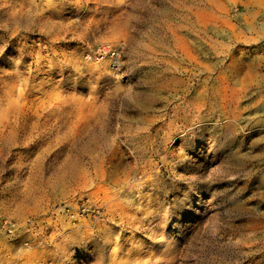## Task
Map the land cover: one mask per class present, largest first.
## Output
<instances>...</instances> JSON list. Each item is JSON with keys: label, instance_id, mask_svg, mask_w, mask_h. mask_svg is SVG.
I'll list each match as a JSON object with an SVG mask.
<instances>
[{"label": "rangeland", "instance_id": "1", "mask_svg": "<svg viewBox=\"0 0 264 264\" xmlns=\"http://www.w3.org/2000/svg\"><path fill=\"white\" fill-rule=\"evenodd\" d=\"M0 264H264V0H0Z\"/></svg>", "mask_w": 264, "mask_h": 264}, {"label": "bare ground", "instance_id": "2", "mask_svg": "<svg viewBox=\"0 0 264 264\" xmlns=\"http://www.w3.org/2000/svg\"><path fill=\"white\" fill-rule=\"evenodd\" d=\"M103 51H104V55H106V54H108L109 52H111L110 51V47H105L104 49H103ZM113 55V54H112ZM114 55H116V54H114ZM119 69V68H118Z\"/></svg>", "mask_w": 264, "mask_h": 264}, {"label": "built area", "instance_id": "3", "mask_svg": "<svg viewBox=\"0 0 264 264\" xmlns=\"http://www.w3.org/2000/svg\"><path fill=\"white\" fill-rule=\"evenodd\" d=\"M104 48H105V47L100 48V50H99V52H100V54H101V57L104 55V54H103V53H104V51H103ZM114 54H116V53H114ZM114 54H113V55H114ZM9 231L12 232V229L9 228Z\"/></svg>", "mask_w": 264, "mask_h": 264}]
</instances>
